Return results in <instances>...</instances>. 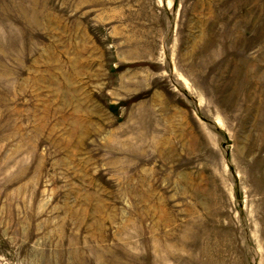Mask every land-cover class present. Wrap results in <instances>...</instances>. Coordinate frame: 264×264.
<instances>
[{
  "label": "rangeland",
  "instance_id": "1",
  "mask_svg": "<svg viewBox=\"0 0 264 264\" xmlns=\"http://www.w3.org/2000/svg\"><path fill=\"white\" fill-rule=\"evenodd\" d=\"M0 264H264V0H0Z\"/></svg>",
  "mask_w": 264,
  "mask_h": 264
}]
</instances>
